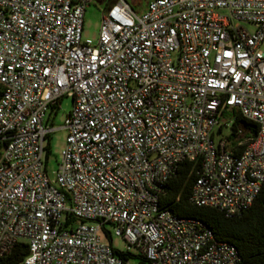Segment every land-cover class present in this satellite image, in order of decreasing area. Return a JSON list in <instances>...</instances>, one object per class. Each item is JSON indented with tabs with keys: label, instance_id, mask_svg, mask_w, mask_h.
Wrapping results in <instances>:
<instances>
[{
	"label": "built area",
	"instance_id": "built-area-1",
	"mask_svg": "<svg viewBox=\"0 0 264 264\" xmlns=\"http://www.w3.org/2000/svg\"><path fill=\"white\" fill-rule=\"evenodd\" d=\"M91 1L0 0V256L22 241L16 264H238L233 244L159 199L183 161L199 164L190 202L226 217L264 183V0L139 12L112 0L95 42L81 38ZM62 97L72 105L50 176L45 115ZM224 110L255 135L239 124L216 139ZM106 223L125 250L101 242Z\"/></svg>",
	"mask_w": 264,
	"mask_h": 264
},
{
	"label": "trees",
	"instance_id": "trees-1",
	"mask_svg": "<svg viewBox=\"0 0 264 264\" xmlns=\"http://www.w3.org/2000/svg\"><path fill=\"white\" fill-rule=\"evenodd\" d=\"M55 108V107H54ZM243 122L246 133L243 137L252 138L256 125L243 118L239 113L234 114L231 122L232 133ZM47 151V147H44ZM198 162L183 161L175 169L163 186L159 206L168 208L179 216L194 217L206 224L216 238L233 244L240 255L238 264H264V183L256 194L252 204L240 215L226 217L221 211L197 206L190 202L191 185L198 169ZM110 237L108 231L105 232ZM27 253L26 245L20 241L11 253L0 256V264H16ZM138 263L142 264L143 261Z\"/></svg>",
	"mask_w": 264,
	"mask_h": 264
},
{
	"label": "rangeland",
	"instance_id": "rangeland-1",
	"mask_svg": "<svg viewBox=\"0 0 264 264\" xmlns=\"http://www.w3.org/2000/svg\"><path fill=\"white\" fill-rule=\"evenodd\" d=\"M149 0H126L130 7L139 12L143 10ZM112 0H92L85 8L83 14L81 38L90 39L95 42L99 27L101 24L102 10L109 5ZM221 12H224L221 10ZM260 50L264 52V40L260 45ZM71 98L62 97L57 103L56 107L53 108L48 114L45 115V123L48 127H56L57 129L51 131L44 139V145L47 147V151L44 149L42 153V159L45 162V168L47 173L52 176L53 172L57 169L60 161V151L64 145L66 130L62 128L66 114L71 108ZM235 112L224 110L218 116V123L214 127V136L226 138L231 140L232 135L230 134V123L234 118ZM217 126L220 127V131H216ZM104 227L109 231L110 237L103 232L99 231V237L101 242L111 246L112 248L122 251L128 246L126 241L114 234L113 226L106 223Z\"/></svg>",
	"mask_w": 264,
	"mask_h": 264
},
{
	"label": "water",
	"instance_id": "water-1",
	"mask_svg": "<svg viewBox=\"0 0 264 264\" xmlns=\"http://www.w3.org/2000/svg\"><path fill=\"white\" fill-rule=\"evenodd\" d=\"M240 124H241V126L244 128V124H243V122H241Z\"/></svg>",
	"mask_w": 264,
	"mask_h": 264
}]
</instances>
